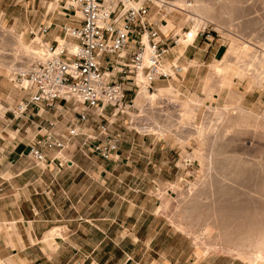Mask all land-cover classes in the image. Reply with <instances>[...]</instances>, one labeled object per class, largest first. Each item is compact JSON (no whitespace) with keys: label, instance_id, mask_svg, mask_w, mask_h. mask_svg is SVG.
Masks as SVG:
<instances>
[{"label":"rangeland","instance_id":"374dc122","mask_svg":"<svg viewBox=\"0 0 264 264\" xmlns=\"http://www.w3.org/2000/svg\"><path fill=\"white\" fill-rule=\"evenodd\" d=\"M64 1L0 0V119H16L6 110L26 93L17 83L16 75H9L7 71L11 64L17 67L27 60L23 48L40 49L39 43L53 42L55 35H58L56 41H59L62 26L75 25L73 12L63 14L61 5ZM205 1L213 6L211 12L190 10L192 16L202 18L196 33H203L198 34L194 41H187V53H182V62L176 59L183 71L187 67V72L158 81L159 85L171 84L173 88L150 104L154 107L155 119L150 117V102L140 97V84L138 88L133 81H128L125 83L128 89L124 113L117 115L111 124L110 133L116 140L117 152L137 153L132 159L136 164L128 167L162 168L160 173L150 171L141 177L132 176L133 184L137 185L144 183L142 178H148L147 185L141 187L140 198L146 202V207L137 229L145 235H155L148 250L150 258L161 257L158 256L161 264H246L244 258L219 248L225 242L212 243L203 239L204 246L180 228L199 232L202 226L209 224L229 235V227H236L240 220L233 219L228 212L236 211V215L241 216L245 211L264 210V200L261 199L264 197V85L253 83L254 70L260 62L264 63V0ZM168 2L175 4L176 0ZM50 3L53 6L48 9ZM170 10L171 7L164 12L149 0L145 19L152 24L164 20L165 23L161 24H168L166 28H171L169 31L172 30V33L191 29L192 21L186 19L189 13ZM164 13L166 17H163ZM49 22L50 31L43 33L41 28ZM17 39H21V45ZM207 43L217 47L215 55L210 53L212 47L204 55L199 51L198 48ZM244 46L246 51H243ZM240 55L243 60L240 63L250 64V69L240 75L234 74L231 84L220 88L211 66L227 61L234 68L240 61ZM261 75L264 78V73ZM12 92L17 98L11 97ZM149 92H156L155 85ZM194 95L201 100V104L192 109L187 122L193 127L204 125L209 132L192 134L180 131L181 107L169 101L176 98L183 102ZM61 104H65L64 107H68L71 113H74V107L80 109V105L73 101ZM235 105L251 113L236 125L237 115L228 121L218 113V108L225 106L228 108L226 113L234 114ZM163 122L167 125V133L150 129ZM96 145H90V150L95 152ZM145 152H154L151 162L145 160ZM208 162H211L209 169ZM196 182L191 199L183 201ZM136 189L133 187L132 192H137ZM9 263L8 259L0 258V264Z\"/></svg>","mask_w":264,"mask_h":264},{"label":"crops","instance_id":"0c3cea01","mask_svg":"<svg viewBox=\"0 0 264 264\" xmlns=\"http://www.w3.org/2000/svg\"><path fill=\"white\" fill-rule=\"evenodd\" d=\"M185 47H173L166 62H182ZM210 47L215 55L213 44L198 49L204 55ZM10 95L17 98L14 92ZM26 99L25 93L17 102ZM61 112L60 104H38L20 119H0V258L9 264H161V257L150 258L148 250L155 235L137 229L146 207L141 187L148 178L137 185L132 176L160 173L162 168L128 167L135 163L134 152L116 151L104 158L90 150L105 140L92 121L83 124L84 135L67 141L64 149L45 148V162L35 163L28 156L29 145L45 130H54L65 142L76 116ZM48 121L55 123L53 128ZM144 155L149 162L154 158V152Z\"/></svg>","mask_w":264,"mask_h":264},{"label":"built area","instance_id":"2783aa9c","mask_svg":"<svg viewBox=\"0 0 264 264\" xmlns=\"http://www.w3.org/2000/svg\"><path fill=\"white\" fill-rule=\"evenodd\" d=\"M131 1L138 0L64 1L63 14L73 12L75 25L62 26L60 42L39 43L41 55L16 73L17 83L27 99L6 110L14 117L22 118L31 105L53 107L60 103L63 107L60 116L69 111L61 102L80 105V109L72 108L76 117L67 128L65 142L57 138L54 130H45L29 145L28 156L35 163L45 162V148L61 150L70 139L84 135L83 124L89 121L96 124L105 138L95 146V151L109 158L117 151L109 128L117 115L124 113L128 89L125 83L133 81L137 87L142 84L152 90L159 80L181 73L178 63L166 66V59L179 44V38L192 37L191 31L170 30L164 34L160 29L164 20L152 24L145 19L149 0L140 5H132ZM50 28L51 24H44L41 31L47 33ZM202 33L198 31L192 41ZM54 125L48 121L49 127Z\"/></svg>","mask_w":264,"mask_h":264},{"label":"bare ground","instance_id":"6f19581e","mask_svg":"<svg viewBox=\"0 0 264 264\" xmlns=\"http://www.w3.org/2000/svg\"><path fill=\"white\" fill-rule=\"evenodd\" d=\"M150 1L154 5H157L158 8H161L162 11H164V12H167L169 10V8L171 7L170 11L177 10L183 14L189 13L188 16L186 17V19L192 21V25H191V29H190V31L192 33V37L191 38H185V37L179 38L178 41H180L182 49L186 46L187 41H190V42L192 41L193 37L196 35V29H197V26L199 24V21H200V19H202L199 16H195V17L192 16L190 14V10H201L203 13L204 12L209 13V12H211L210 9H213V6L210 3H207L205 0H191V1H189V0H176L175 4L173 2H168V1H164V0H150ZM143 2H145V0H139V1H135V2L131 1V4L132 5H140ZM52 6H53V3H50L48 6V9H51ZM216 15L217 14H215V16ZM163 17H166L165 13L163 14ZM166 26L163 27V28H165V33L169 32L166 29ZM60 39H59V42H60ZM17 40H19V41H17V43L21 45V43H22L21 39H17ZM246 48L247 47L244 46L243 51H246ZM23 49L26 53L25 55H27L26 56L27 60L25 62L22 61V64H20L21 66L15 67L14 64H11L10 66L8 65L9 67H8L7 71L9 73V75L12 73H14L16 75V73L18 71L23 70L27 67L30 60H33V58H36L37 56L41 55V53H42L41 49H34L32 47H29V46H27ZM238 59L240 61H239V63L237 62L235 64L234 68H233L232 64L227 63V61H225L226 63L224 62L223 64H221V63L220 64H213L211 66V68L213 69V72H214V76L217 78L216 80H219V82L217 84L220 88H223L224 86H229L231 84V80H232L231 77L234 74L240 75V74H243V72H245L246 70L250 69V64L240 63V62H243V60L241 59V55L239 56ZM166 66H170L168 62H166ZM182 71H183V69L181 67V73L180 74H185V72L187 71V68L183 72ZM263 73H264V63L260 62L259 67L254 70L253 83H255L257 85H264V78L261 75ZM172 88H173V86L171 84L167 85V86L158 84V85H155V91L156 92H153L151 94L146 86L140 84L139 94H140L141 98L150 102L148 107L150 109V117H152V120L155 119V112H154V107L150 106V104L152 103V101H155L156 99H158L161 94L168 93ZM205 92H206V90H205ZM161 98L162 97H160L159 99H161ZM239 99H241V98L239 97ZM169 102H171V104L179 105L181 107L182 113L179 114V116L181 117V121H180V125H181L180 131L181 132H184V131L187 132L188 131L192 134L200 133V132H209V129L207 131L205 130L204 125L193 127L191 124H189L187 122V119L189 118V116L192 112V109L194 107L200 106V104H201V100L196 95H194L193 97H191L188 100L183 101V102L177 101L176 98H174L173 100H170ZM234 108L236 109V113H234V114L230 113V112L226 113V110L228 108L225 106L219 107L218 113H219L220 117H223L228 121H232L233 115H237L238 121L234 122L235 125L242 123L246 116L251 115L250 111L245 109L242 106L235 105ZM140 116H143V115H140ZM166 127H167L166 123L163 122L160 125L157 124V128H154L151 126L150 129L151 130L158 129L159 132H161L162 134H165L168 132V129ZM207 160H209V159H207ZM208 164H209V162H208ZM210 167H211V162L208 165V169ZM205 171H206V167H205ZM230 171L232 172V170H230ZM196 185H197V182L191 185L189 194L186 197H183V201L188 202L191 199L190 194L194 189H196V187H197ZM261 199L264 200V197H262ZM236 214H237L236 211L228 212V215H231L233 217V219L240 220V223L236 227L230 226L229 227L230 230L225 229V230H228L227 233L229 235H227L225 233L223 234L224 231L222 232L221 229L215 230V228H213V226L209 225V224L202 226L203 228L199 232L193 231L191 229H185V228H180V229L187 234H192L194 236L193 238L196 241L201 242V243H202L203 239H206L208 241L210 240L212 243H217V242H221V241H223V243L225 242L224 244L220 245L219 248L224 252H227L229 254L235 253L238 256L244 258L246 261V264H264V210H260V211L255 210L252 213L249 211H245L244 214H242L241 216L240 215L237 216ZM175 223H177V222H175ZM222 235H223V237H222ZM208 247H210V246H208ZM208 249L211 250L210 248H208Z\"/></svg>","mask_w":264,"mask_h":264}]
</instances>
